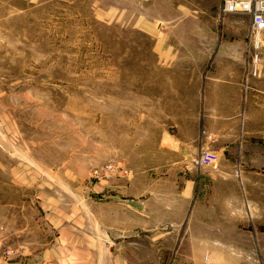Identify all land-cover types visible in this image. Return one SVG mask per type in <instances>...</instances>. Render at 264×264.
I'll use <instances>...</instances> for the list:
<instances>
[{
    "label": "rangeland",
    "instance_id": "1",
    "mask_svg": "<svg viewBox=\"0 0 264 264\" xmlns=\"http://www.w3.org/2000/svg\"><path fill=\"white\" fill-rule=\"evenodd\" d=\"M221 5L222 0H0V264H62L54 253L59 229L50 228L52 213L69 208L76 224L81 210L80 228L92 233L95 204L148 197L159 202L160 189L172 202H228L219 213L229 211L230 222L214 223L219 231L207 240L198 264H264V202L256 210L247 203L239 216L244 189L236 150L222 159L211 153L205 167L224 174L207 177L212 179L195 186L187 200L173 195L183 178L178 185L171 178L179 174L160 180L158 169L173 161L155 149L158 119L168 120L175 96L182 103L189 99L174 73L233 67L242 76L251 68L248 17L223 15ZM262 42L256 52L258 70L260 65L264 71ZM159 55L177 59L160 62ZM253 79L245 77L246 93L237 92V110L221 115L254 116ZM214 96L217 106L219 92ZM255 129L264 133V127ZM200 135L212 140L204 131ZM193 157L179 167L204 170L189 166ZM15 202L22 208L4 206ZM8 224L21 227L22 236L4 239ZM129 243L130 264H159L158 247L149 240ZM22 246L42 253L23 256ZM174 257L166 255L165 262Z\"/></svg>",
    "mask_w": 264,
    "mask_h": 264
},
{
    "label": "crops",
    "instance_id": "2",
    "mask_svg": "<svg viewBox=\"0 0 264 264\" xmlns=\"http://www.w3.org/2000/svg\"><path fill=\"white\" fill-rule=\"evenodd\" d=\"M158 57L160 62L165 63L167 59H173L172 62H176L177 59L167 55ZM260 67L259 65L258 74L253 77V103L257 109L251 118L248 115L220 114V111H236L237 92L244 88L243 91L246 93V75H239L232 69L233 67L216 72L200 70L182 72L178 75L174 73L175 84L178 78L181 79L178 85L182 87L184 94H189V99L182 103L181 99L175 96L172 101V114L166 117L168 120L162 122L160 118L158 119L159 133L155 139L157 141L155 149L159 152L163 151L173 159L168 166L158 167L162 169L160 172L163 177L160 180L166 178V175L175 177L176 174L180 176L171 178L174 185L176 182L178 185L179 179L184 180L183 187L179 189L174 187L176 188L173 191L175 201L193 198L195 186L200 182L209 181L212 178L207 179V177L212 175L224 174L222 169L219 174L210 171L213 170L211 167H204V170L179 167L182 160L195 156L199 148L207 147L210 153L221 159L226 158L230 151L236 150L237 158L242 164V170H239V181L244 189L243 200L238 202V207L241 208V211H238L239 216L242 217L243 212L244 217L247 203L253 205L255 210L263 206L264 133L255 129L264 127V71ZM178 85L175 86L176 89L180 88ZM215 91L219 92V96L216 97L219 101L217 106H213ZM183 111L184 114H182ZM171 128L173 130H170ZM202 131L211 135L212 140L207 141L201 136ZM246 192L249 194L248 199ZM157 193L159 202H150L148 197L143 198L141 202L95 204L92 233L80 228L84 223V218L80 214L81 210H78L76 224L73 222L74 218L71 223L69 208L62 207L61 211L52 213L49 216L52 218L50 228L59 229L58 237L54 239L56 247L58 246V248L55 247L58 255L54 253L57 257L60 255L59 262L62 261V264H130V260L125 257L128 246L132 244L129 240L145 238L150 241V245L158 247L159 264L170 262L171 264H198L201 261L199 255L207 252L209 245L207 240L216 236L213 235V231H219V226L215 227L214 223L230 222L229 211H223L225 216L219 213L222 211L220 207H229L228 202H172L167 199L162 189ZM37 203L47 206L46 202ZM4 206L22 208L21 202L8 203ZM260 224L258 223L259 226ZM253 228L256 239L257 229L255 226ZM70 229L73 231L70 232ZM3 230L4 239L8 237L16 239L22 236L21 227L8 224ZM21 249L23 256L42 253V251L34 250L24 251L26 248L23 246ZM173 253L175 257L165 262L166 255Z\"/></svg>",
    "mask_w": 264,
    "mask_h": 264
},
{
    "label": "built area",
    "instance_id": "3",
    "mask_svg": "<svg viewBox=\"0 0 264 264\" xmlns=\"http://www.w3.org/2000/svg\"><path fill=\"white\" fill-rule=\"evenodd\" d=\"M220 12L226 14H242L248 17L247 43L248 48L252 51L251 68L246 74V78L254 77L258 74L259 51L263 46L264 38V0H222ZM207 139H211L210 135ZM211 153L208 150H200L194 156L189 166L200 169L211 163ZM108 166L107 169H111Z\"/></svg>",
    "mask_w": 264,
    "mask_h": 264
}]
</instances>
